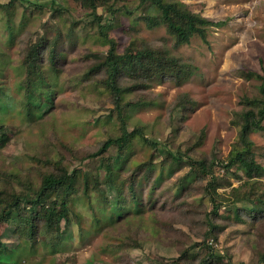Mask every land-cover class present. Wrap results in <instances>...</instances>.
Returning <instances> with one entry per match:
<instances>
[{
    "label": "rangeland",
    "instance_id": "1",
    "mask_svg": "<svg viewBox=\"0 0 264 264\" xmlns=\"http://www.w3.org/2000/svg\"><path fill=\"white\" fill-rule=\"evenodd\" d=\"M57 1L64 6L62 11L48 7L45 3L50 0H0V97L10 104L0 110L9 133L0 149V207L15 196L33 195L43 175L52 171L55 158L67 167L76 164L81 174L90 171L94 161L82 163L80 158L119 132L115 104L103 89L106 73L97 68L108 44L79 0ZM35 2L45 5L37 8ZM137 2L113 0V15L107 12L108 4L98 7L114 23L109 33L116 51L123 53L130 40L143 39L156 50H167L182 67L178 73L148 78V70L138 69L119 76L128 91L127 129L138 127L158 142L152 147L140 138L132 140L129 160L116 179L123 182L121 202L126 213L110 220V201L100 198V217L93 222L98 204L89 205L78 183L69 203L66 238L55 244L52 231L38 230L15 257L21 264H171L185 252L197 264L206 257L203 242L207 241L212 251L225 257L212 264H260L264 262V216H247L242 203L233 201L238 194L232 189L245 191L254 202L264 199V121L263 129L250 135L254 158L262 167L259 174L249 178L235 167L225 170L220 162L237 136L231 119L242 109L240 100L259 95V79L246 72H264V0H184L192 12L215 24L208 26L204 39L193 35L182 44H176L163 26L148 29L138 18L140 11L134 10ZM42 40L46 46L39 57L43 68L55 62L48 78L55 81L56 90L53 101L41 106V111H48L36 118L23 109L26 92L19 84H25L27 75L20 66L27 48ZM45 95L49 97L48 92ZM166 149L180 153L182 160L171 164ZM189 158L207 164L214 161L213 187H207V178L191 172ZM145 160L165 165L160 183L155 181L159 165L150 172L137 168ZM139 179L140 188L135 184ZM95 190L91 198L111 193L101 184L99 192ZM136 194L142 200L140 213L130 203ZM64 225L62 220L60 226ZM2 232L6 247L22 242L8 221L0 225Z\"/></svg>",
    "mask_w": 264,
    "mask_h": 264
},
{
    "label": "trees",
    "instance_id": "2",
    "mask_svg": "<svg viewBox=\"0 0 264 264\" xmlns=\"http://www.w3.org/2000/svg\"><path fill=\"white\" fill-rule=\"evenodd\" d=\"M115 1V0H114ZM10 2V0H9ZM80 5L85 8L91 17V21L96 27L97 34L107 44L108 49L103 62H100L98 67L104 69L106 73L105 83L103 89L109 92L113 103L115 104V115L118 120V134L109 136L103 140L101 145L94 152L85 154L80 158L82 163H90L94 161L93 167L90 171L81 174L78 166L71 168L72 166H65V164L59 159L55 158L52 162L53 169L51 172H47L43 175L39 188L33 195L20 198L15 196V199L6 201L0 207V225L3 222L8 221L10 229L13 233L18 234L21 241L14 247H6V244L2 241V235L0 233V264H21V259H17L15 256H19L20 249H25L28 240H34L38 230H49L54 233L55 244L60 239H65L66 234L65 226L70 222L69 210L70 201H73L75 194H77V184L81 183L83 187V194L87 196L89 205L94 206L93 203L98 204L97 211L93 213V222L99 220L100 217V198L102 200L110 201L109 219L117 220L125 215L124 207H122L123 192L120 190V186L123 182H117V177L120 176V172L124 168L125 164L129 160V151L132 145L133 138H140L147 142L152 147H157L158 142L149 139L144 136L140 128L135 127L133 130H128L126 126V118L124 115L125 107L128 102L125 101V93L128 92L119 83V76L122 72L133 70H148L145 78H148L150 74H163L173 73L180 70L182 64H179V59L171 55L167 50H156L149 43L143 39H132L128 43L123 53H118L115 49L116 42L113 37L110 36L109 31L114 26V23L107 21L104 15L98 12V7L103 4H108L107 12L109 11L113 15V0H79ZM47 6L55 11H62L64 6L59 4L57 0H50ZM43 3H32L34 7L41 8ZM140 11L139 19L143 21L148 29L163 26L168 33L175 38L176 44H182L189 42L193 35H198L202 39L205 38L207 28L215 22L192 12L187 8L184 0H138L135 9ZM128 14H132L133 10L124 8ZM9 36L12 37L13 32L10 30ZM46 40L38 41L27 48L24 59L21 63V69L25 70L27 78L24 79V83L19 84L20 88L25 89L26 100L24 104V110L28 116L34 115L36 118L41 117L45 111H41V106L44 102L53 101V94L56 90V83L50 81L49 71L54 70V61L48 65L47 68H43V63L39 57L41 49L45 48ZM53 58V57H52ZM181 72V71H180ZM247 76H253L259 79V95L253 97H243L240 103L243 104L240 111L233 113L231 123L237 127V136L231 150L229 151L227 158L220 162V165L229 170L235 167L242 171L247 177H252L254 174H259L262 170L261 165L255 160L253 153V143L250 139V135L253 131L263 129L264 121V72L262 74L248 71ZM49 87L50 89H46ZM49 93V97L45 93ZM52 103V102H51ZM10 107L8 102L3 101L0 97V110H7ZM111 115L107 117L110 119ZM9 133L7 132L4 124L0 120V149L5 145L8 140ZM114 148V152L111 153V149ZM165 156L169 158L171 164L173 162H180L182 160L180 153L166 149ZM144 164H137V168L140 166L146 167V170L152 171L153 168L159 165V173L157 174L155 181L160 183L165 165L163 163L153 164L150 161H143ZM214 161L207 164L203 160L188 159L190 163L191 172L204 176L207 178V187H213L216 179L213 173ZM169 167V166H168ZM136 174L139 170L134 171ZM171 169L168 170V173ZM100 184L107 186L108 191L111 193H101L99 196H93L91 193L94 189L99 192ZM137 187L143 186V183L137 181L135 183ZM180 188L184 187L183 182L179 185ZM89 188H94L89 192ZM113 193V195H112ZM232 193L238 194L233 198L235 203L241 202V206L246 208L245 214L251 218H256L258 214L264 216V199L259 198L258 201H251L248 198V193L245 191L240 193L239 188H233ZM212 212L216 213L218 205L215 198L212 196ZM251 203L248 206L246 203ZM134 212H141L142 200L136 194V199L130 201ZM103 208V207H102ZM139 208V209H138ZM104 212V209L102 210ZM237 218H240L236 214ZM65 221L63 228L60 226L61 221ZM206 248V257L197 264H212L213 261L218 262L224 256L219 254L218 251H212L213 247L203 242ZM31 248V246H30ZM215 252V253H214ZM184 252L180 256V261L172 262L171 264H193L190 261V256ZM264 257V253H263ZM260 264H264L263 260Z\"/></svg>",
    "mask_w": 264,
    "mask_h": 264
}]
</instances>
